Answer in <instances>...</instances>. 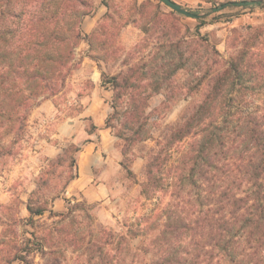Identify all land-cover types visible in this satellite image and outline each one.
<instances>
[{
    "label": "rangeland",
    "instance_id": "rangeland-1",
    "mask_svg": "<svg viewBox=\"0 0 264 264\" xmlns=\"http://www.w3.org/2000/svg\"><path fill=\"white\" fill-rule=\"evenodd\" d=\"M175 1L207 25L197 32V18L180 15L160 0L142 7L138 0H88L78 6L89 13L80 26L88 37L75 49L64 86L32 109L21 140L8 141L12 155L0 162V264H142L138 248L144 237L133 234L154 227L153 220L142 217L172 201L167 180L154 200L141 197L147 160L183 121L190 104L201 100L207 81L232 59L243 58L245 74L231 95L237 97L231 108L259 114L264 123V0ZM241 2L255 4H234ZM223 4L216 13L213 8ZM93 68L100 97L110 108L104 124L108 146L94 136L91 120L58 146L55 126L78 116L88 104L82 103L84 97L96 89L86 79ZM139 121L140 136L151 137L132 146L130 127ZM92 142L99 157L92 181L74 190L81 153ZM51 144L61 151L47 158L43 151ZM182 147L170 151L174 157L163 179L172 175V159ZM92 195L94 201L88 199ZM29 203L45 214L30 222ZM34 236L43 240V251Z\"/></svg>",
    "mask_w": 264,
    "mask_h": 264
},
{
    "label": "trees",
    "instance_id": "trees-1",
    "mask_svg": "<svg viewBox=\"0 0 264 264\" xmlns=\"http://www.w3.org/2000/svg\"><path fill=\"white\" fill-rule=\"evenodd\" d=\"M87 1L0 0V162L12 155L32 109L64 86L75 49L88 37L80 26L89 13L78 9ZM197 19L199 32L207 22ZM242 59H232L207 81L201 100L190 104L147 160L141 197L154 200L167 180L172 201L142 217L154 227L133 234L144 237L142 264H264L263 117L232 109L237 97L231 95L245 74ZM130 130L132 146L151 137L140 136V121ZM177 144L183 147L172 159V175L163 179ZM28 211L32 222L46 210L29 203ZM34 238L43 251V240Z\"/></svg>",
    "mask_w": 264,
    "mask_h": 264
},
{
    "label": "crops",
    "instance_id": "crops-1",
    "mask_svg": "<svg viewBox=\"0 0 264 264\" xmlns=\"http://www.w3.org/2000/svg\"><path fill=\"white\" fill-rule=\"evenodd\" d=\"M145 1L149 0H138V4H143V2ZM172 1L176 2L175 0ZM104 15L105 13L101 14L100 16L103 17ZM92 70L93 72L91 76L89 74L86 79L92 82V86L93 83L96 84V89H94L95 91L90 97H84L82 103L84 104L88 102V104L84 105V109L79 113L78 116L70 117L68 120L60 122L55 126L52 137L53 141L59 144L58 146H60L61 142L70 140L69 138H72L76 132H79L81 127L85 128L86 120H91L92 123L96 126L98 134L94 136H96V138L98 136L102 137V144L104 143V147L108 146V143H105L104 141V139H107V130L104 129V124L107 116L109 115L110 108L103 103V99L100 97V88L98 78L95 74V68H93ZM44 107L48 108L49 105L47 104ZM60 151L61 148L51 144L45 146L43 154L47 158H54L60 154ZM98 159V152L95 151V145L92 142L88 146H86L85 150L81 153L79 161V175L72 183V188L74 190H84L86 187L88 188V184L92 181L93 167H95V164L98 163ZM84 194L87 197V191ZM94 197L95 195H92L91 197H88V199L94 201Z\"/></svg>",
    "mask_w": 264,
    "mask_h": 264
},
{
    "label": "water",
    "instance_id": "water-1",
    "mask_svg": "<svg viewBox=\"0 0 264 264\" xmlns=\"http://www.w3.org/2000/svg\"><path fill=\"white\" fill-rule=\"evenodd\" d=\"M163 4H165L167 7H169L172 11L183 15L185 17L188 18H192V19H196L198 16L192 12H190L189 10H187L186 8H184L183 6L179 5L178 3L172 1V0H160ZM235 5L238 6H243V5H253L255 4V2H241V3H234ZM223 8L219 7L217 9H215V11H219Z\"/></svg>",
    "mask_w": 264,
    "mask_h": 264
}]
</instances>
